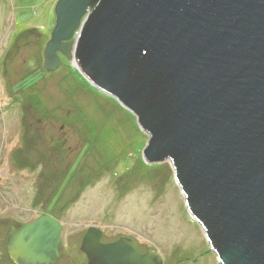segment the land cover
<instances>
[{
	"label": "water",
	"instance_id": "95a60500",
	"mask_svg": "<svg viewBox=\"0 0 264 264\" xmlns=\"http://www.w3.org/2000/svg\"><path fill=\"white\" fill-rule=\"evenodd\" d=\"M42 68L60 55L169 160L190 216L220 264H264V0H56ZM61 223L42 214L6 240L17 264H53ZM90 224L85 264H164Z\"/></svg>",
	"mask_w": 264,
	"mask_h": 264
},
{
	"label": "rangeland",
	"instance_id": "374dc122",
	"mask_svg": "<svg viewBox=\"0 0 264 264\" xmlns=\"http://www.w3.org/2000/svg\"><path fill=\"white\" fill-rule=\"evenodd\" d=\"M55 1L0 0L3 214L59 221L53 264L86 263L79 244L90 224L101 241L131 237L164 264H220L186 209L170 161L144 159L148 134L135 115L63 57L54 71L42 68Z\"/></svg>",
	"mask_w": 264,
	"mask_h": 264
},
{
	"label": "flooded vegetation",
	"instance_id": "af4514ba",
	"mask_svg": "<svg viewBox=\"0 0 264 264\" xmlns=\"http://www.w3.org/2000/svg\"><path fill=\"white\" fill-rule=\"evenodd\" d=\"M61 59H62V56H61ZM18 158H20V157H18ZM1 206H2V204L0 202V264H17L11 259V257L8 254L7 247H6L7 235H8V231H9L10 227L16 228V227H18V226H20L26 222L25 221L21 222L18 219L20 217L17 216L15 214V212L14 213L13 212H11V213L6 212L5 214H3L5 209H3ZM38 216H40V214ZM38 216H35L31 220L35 219ZM9 217L12 218L14 221H11V223H9L10 222V221H8ZM4 228H5V230H4V234H3Z\"/></svg>",
	"mask_w": 264,
	"mask_h": 264
},
{
	"label": "trees",
	"instance_id": "16d2710c",
	"mask_svg": "<svg viewBox=\"0 0 264 264\" xmlns=\"http://www.w3.org/2000/svg\"><path fill=\"white\" fill-rule=\"evenodd\" d=\"M34 100H35V101H34ZM33 101H34L35 103L37 102V100H36V99H34V98H33ZM37 104H38V103H37Z\"/></svg>",
	"mask_w": 264,
	"mask_h": 264
},
{
	"label": "bare ground",
	"instance_id": "6f19581e",
	"mask_svg": "<svg viewBox=\"0 0 264 264\" xmlns=\"http://www.w3.org/2000/svg\"><path fill=\"white\" fill-rule=\"evenodd\" d=\"M60 59H61V56H60Z\"/></svg>",
	"mask_w": 264,
	"mask_h": 264
}]
</instances>
